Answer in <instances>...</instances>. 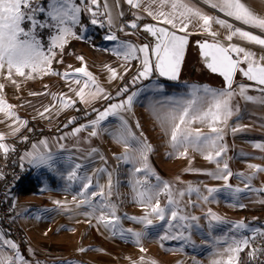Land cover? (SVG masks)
Here are the masks:
<instances>
[{"label": "snow or ice", "instance_id": "6c2138e0", "mask_svg": "<svg viewBox=\"0 0 264 264\" xmlns=\"http://www.w3.org/2000/svg\"><path fill=\"white\" fill-rule=\"evenodd\" d=\"M131 8L136 9L137 13L143 11L146 16L156 21L155 24H145L140 26L137 21L142 19L136 15V20L130 22L127 27L147 32L153 41L151 44L134 45L131 42H119V47L113 54L125 62L126 75L130 70L127 65L132 60L139 61L137 73L129 81V84L135 85L139 82L150 80L155 71L159 77H165L168 80H178L181 66L184 61L185 52L189 44L190 36L194 34H207L212 37L211 40L197 41L196 45L201 50L202 57L208 69L213 73H218L223 77L225 87L215 90L206 86L193 87L187 97L164 98L157 101L161 105V110H157V118L165 126V134L169 136L170 146L173 148L177 158H187L189 149L199 151L203 158L216 165V172L206 173L213 176L214 179L224 181V188L229 190L233 196L245 192L255 191L264 192V188L256 189L252 187L251 181L257 173H264V167L257 164H249L252 175L244 176L240 173L244 188L233 187L228 183L233 176L229 168L228 160L224 158L227 153V145L223 143L225 129L228 127V121L233 116L232 98L236 95L233 89L234 79L237 72L241 73L249 81H253L260 87L258 91L264 93V56L257 58L256 54L241 44L233 43L234 38H238L247 44L258 45L264 49V0H257L256 4L249 0H203V3L210 8L215 9L224 16L239 22L249 28L258 29L260 34L245 30L244 28L234 27L224 19L209 15L203 12L199 7L193 6L189 0H124ZM120 0H115V7L119 8ZM87 12L90 16V23L101 27L112 29L115 27V17L113 9L108 0H48L47 7L40 5L37 0H0V79L19 87L16 77L25 80L41 78L45 75L59 76L69 85V91L74 93L76 99H72L67 93H61L59 96L53 95V100L58 101L61 108L74 107L77 100L84 105H90L99 98L114 99L97 82L92 72L88 70L84 58L77 57L82 66L71 71H54L51 67L53 61L59 53L69 43L70 38L82 39L73 30L79 26L86 30V26L81 25V13ZM123 12L116 15L122 17ZM40 15H46L48 22L45 23L39 19ZM100 17L105 19L101 20ZM27 22L30 30L23 26ZM199 28V32L189 31L193 25ZM214 25H220L228 30L224 41L218 39L219 34L213 31ZM54 30L55 34L50 35V43L45 51L42 41L38 38V30ZM120 31L124 28L120 27ZM131 34V33H129ZM108 41H118L114 32L106 34ZM63 63L62 60L56 61ZM246 65L241 67V65ZM70 69L71 65L68 66ZM110 73L109 80L123 79L116 69L108 67ZM75 84L78 87H72ZM47 87V86H46ZM239 95L248 101H254L255 98L246 95L250 86L239 85ZM5 83H0V114H3L5 120H12L9 125L11 135L19 132L20 127H26L27 121L22 120L14 111L15 106L8 103L4 98ZM156 91H162L160 85L155 86ZM142 90L129 93V86L122 87L117 96H124V99L116 103H109L102 111L93 108L97 113L96 119L73 129V136L80 132L89 130V137H97L102 131L101 123L108 120L109 117H116L120 123L115 130L110 133L116 143L123 147V153L116 159L125 164L131 165L129 173L130 183L135 193V200L142 208L146 209L141 217H126L134 223L140 224L144 229L155 227L154 221L162 222L168 230L175 228L176 232L168 231L161 237L167 239H185L190 240V230L195 226L199 227L200 218L195 215L185 214L181 207L185 191L176 189L161 179L159 175L151 168L149 164V153L152 151L151 145L146 139L132 131V127L124 118L122 113H132L134 104ZM47 94V93H42ZM203 94V95H202ZM38 95V93H32ZM264 104V98L258 101ZM53 104L46 107L40 113L42 118H49L48 114L52 111ZM0 120V123H4ZM73 123V121H69ZM207 127L208 132L203 131V127H194L196 124ZM67 127V125H65ZM140 127L139 122L135 125ZM240 127H232L231 131L235 134L241 131ZM61 137L60 139H64ZM6 135L0 133V151H3L5 157L9 151H15L13 147L5 143ZM24 139H27L26 137ZM43 149L33 145V152L26 153L25 157L28 163L34 168H47L54 170L56 163L54 155L48 149V142L42 141ZM256 148L264 151V144H256ZM63 148V145H61ZM97 150L92 149L95 153ZM101 159H104L101 157ZM72 158L69 157V162ZM106 163V160H105ZM222 165V167H221ZM85 166L81 163H71L67 172L66 180L69 186L79 184V188L73 195V201H78L76 207L85 206L89 211L84 215L89 218L91 223L95 219L98 224H103L105 228L111 229L115 234L118 226L121 225V217L117 215V206L111 203L112 189L114 186L113 172L106 168H97L94 170L81 169ZM106 173V183L100 184L99 177ZM153 179L156 181L153 183ZM118 183V181H117ZM219 188H206L201 192L199 188L188 186L187 194L196 193L197 197L207 203L210 197L220 192ZM161 197L166 198V203L162 206ZM97 198H99L97 200ZM59 209L71 211L68 204L60 200L53 201ZM260 203H264L261 200ZM244 207V205H240ZM206 219L212 222L231 223L232 230H248L249 225L244 221L232 223L224 221L220 216L208 209ZM254 235L246 236L240 239L232 238L231 243L222 253L221 257L214 260L212 264H240V252L245 248L249 249V258L255 259L258 251L252 247V241L256 239L255 234L264 236V230L252 229ZM120 235L123 237L125 232L130 234L140 244L144 232L134 231L132 228L123 229L119 227ZM188 232V235L185 233ZM10 250V251H9ZM81 251H86L81 249ZM139 251L146 253V249L141 245ZM0 264H28L25 257L19 252V246L6 240L0 235ZM136 264V262H134ZM139 264H146L141 257Z\"/></svg>", "mask_w": 264, "mask_h": 264}, {"label": "rangeland", "instance_id": "374dc122", "mask_svg": "<svg viewBox=\"0 0 264 264\" xmlns=\"http://www.w3.org/2000/svg\"><path fill=\"white\" fill-rule=\"evenodd\" d=\"M108 1L111 6L113 5L112 3L115 2V0ZM37 2L47 7L48 0H37ZM76 2L79 3V0H76ZM126 10L127 9H122L124 13L122 17L125 16ZM83 13L89 16L87 12ZM83 13H81L80 21L81 25L86 26V30L79 26L73 29L82 39L70 38L63 52H58L51 67L54 71H71L72 69L82 66L81 61L77 59V57L82 56L88 70L92 72L100 86L103 84H116L115 87H112L110 92H108V94L115 99L118 97L117 93L119 90L125 86L123 84L126 82L125 78H132L139 68V61L132 60L131 64L127 65L130 70L126 75H123L125 72V67L123 66L125 62L122 58L113 54L114 50L119 47V42H131L137 46L150 43L143 33L126 26V19L130 20V16L128 15L123 21L125 25H121L124 30L120 31L116 26L112 29L98 25H94L95 27L87 26L82 20ZM119 18L121 19L120 16ZM39 19L45 23L48 22V17L46 15H40ZM100 19L103 20L105 18L100 17ZM23 26L26 30H30V25L27 22H25ZM110 31L115 33L118 37V41H108L105 39L106 34ZM224 31L225 30L221 26V35L226 34V31ZM37 34L46 51L50 43V35L55 34L54 30L40 29ZM211 39L212 38L209 40ZM194 41L195 40L191 39V44L186 53L180 78L176 81L177 84L189 87L190 92L194 86H206L215 90L223 89V80L211 74L204 67L198 48L193 44ZM246 48L254 52L257 58L264 56V53L256 48ZM59 60H62L63 63L56 62ZM69 65L72 66L71 69L68 67ZM109 66L123 75V79L110 81V73L107 70ZM156 74L157 73L154 71L150 80L142 81L135 89V91H142L134 104L132 113H123V116L132 127V131H134L137 136H141L142 133L141 138L146 139L147 143L151 145L152 151L149 153L148 159L155 173L159 175L162 180L169 182L174 190L179 189L186 192L181 203L182 208L187 205V207L184 208L185 214L198 217L193 193L187 194V189L189 185L192 187L194 186L192 183L194 157L198 154H202L199 151L189 149L187 158H177L173 148L170 146L169 136L165 134V126L162 124L161 120L157 118L156 114L157 110L162 111L161 105L157 103V101L163 100L164 98H186L190 92L174 94L165 92V84ZM16 80L19 87L2 79H0V83H5L4 98L8 103L15 106L14 111L19 117L20 115L27 116L25 121L30 122V120H32L36 125L45 119L53 118L57 128L54 132L57 133V131H62L69 127L65 119H70V117L78 120L79 118L84 119L80 125L70 128L66 134L57 135L55 137L56 141H58L60 145H63L64 148H74L76 150V153L70 150L62 151L58 153V156L64 155L67 157L79 155L80 150L92 151V149H96L99 159L103 161L102 167L97 165H93L92 167L85 166V168L81 169V172L97 168H106L113 172L114 186L112 189L111 203L117 206V215L121 217V225L118 226L115 234L111 229L105 228L103 224H98L95 219H92L90 223L89 218L84 215V213L90 209L85 206L76 207L78 201H73V195L78 190L79 184L69 186L66 180V175L71 167V163L80 162L74 158L69 162L67 158L64 159L62 156L57 157L55 160L57 165L54 167V170L51 171V178L56 180V184H51V190L54 189L63 194V198L60 199V201L67 203L71 211L59 209L55 205L51 208V216L48 217L44 214L46 211L45 209L35 208L31 211L29 217L25 216L19 219V223L23 225L26 233L28 249H26V246L25 249H21L20 245L14 239H11V241L19 246V252L25 257V260L28 261V264H134V262L139 264L141 257L144 258L146 264H212L214 260L226 258L221 257L219 253H222L224 249L228 247L232 238L240 239L243 238V236L246 237L247 230H234L233 232L224 231L216 228V225L213 223L209 230L208 226L210 225L208 219L200 218L199 227H196L195 222H193L194 226L190 230V240H163L161 237L165 235L166 232H176L177 230L175 228L168 230L166 225L159 221H154L155 227L144 229L142 225L127 219L126 217L143 216L146 209L142 208L135 200V193L130 183L131 176L129 169L131 165L116 159L117 156L123 153V147L116 143L110 133L115 130L120 121L116 117H109L108 120L103 121L101 123V128L107 130L102 131L97 137H89V130L82 131L75 136L71 134L74 128L88 125L90 121L96 119V115H94L96 112L93 111V108L102 111L109 103H116L115 101L113 102L114 99L108 100L99 98L87 106H83V104L77 100L74 107L64 109L59 107L58 101L53 100V95L59 96L61 93H67V95L74 100L76 97L74 93L69 91V85L66 84L61 77L45 75L42 78L37 76L35 79L30 80L16 77ZM241 84L250 86L246 93L248 96L254 95L255 91H258L257 89L260 87L254 82L243 81L239 77L235 78L233 89H235L237 94L232 98L235 105H239L240 99L243 98L239 95L238 86ZM126 85L129 86V93H131L130 86L133 85L129 83ZM156 85H160L162 91H156ZM218 85L223 87L218 89ZM72 87L78 86L73 84ZM32 93H38V95H32ZM42 93L47 94L45 95ZM120 98L123 99L124 97L121 96ZM54 103L57 104V107L52 108V111L48 114L49 118H42L40 113L44 111L46 107ZM81 113L84 115H80ZM59 114L62 115L59 116ZM137 122L140 124L139 128L135 127ZM12 123V120H7L8 129H10L9 125ZM65 125H67V127H65ZM27 127H29L28 123L25 130ZM198 127L203 126L199 125ZM203 131L207 133V127H203ZM33 134L35 133H31L30 131H27L25 135L23 133L20 134V132L15 135L8 133L5 134L6 139L4 142L12 147L21 138L26 137L29 139ZM61 137L65 138L60 139ZM101 157L104 159H101ZM209 168L210 167H205V170ZM98 179L100 184H105L106 173H102ZM152 182L155 183L156 181L153 179ZM98 199L99 198H97V200ZM165 203L166 198L161 197L162 206ZM119 227L123 229L132 228L134 231L144 232L145 234L140 244H137L134 237L127 232H125L122 237L119 232ZM188 234V232L185 233V235ZM141 245L147 250L146 253L139 251ZM81 249H85L86 251H81ZM243 254L247 256V258L245 257L247 261H251L249 258V249L245 248L239 254L240 264ZM249 264L251 263L249 262Z\"/></svg>", "mask_w": 264, "mask_h": 264}, {"label": "crops", "instance_id": "0c3cea01", "mask_svg": "<svg viewBox=\"0 0 264 264\" xmlns=\"http://www.w3.org/2000/svg\"><path fill=\"white\" fill-rule=\"evenodd\" d=\"M109 2V1H108ZM189 2L195 6L199 7L203 12L217 16L221 19L226 20L228 23L233 24L234 27L244 28L245 30L252 31L256 34H260L258 29L249 28L248 26L242 25L237 21L232 20L224 16L222 13H219L215 9L210 8L208 5L203 3V0H189ZM250 3L256 4L257 0H249ZM111 6L113 9V15L115 17V25L117 29L121 27V25H125L123 22L125 17L130 16V22L136 20V15H140L143 17L139 20V22L143 23H156V21L152 20L150 17L146 16L143 11L137 13L136 9L131 8L128 4L124 2V0H120V6L118 9L115 7V2L112 3ZM122 9H127L124 17L119 18L116 14L121 12ZM257 12L260 14H264L260 12V8H256ZM129 23L126 24V26ZM220 25H214L213 31L219 34L218 39L224 41V37L228 34V30L223 27L226 34L221 35ZM191 32H199V28L194 24L192 28L189 29ZM192 37H201L205 39H210L212 37L207 34H194ZM227 43L226 41H224ZM233 43L241 44L244 47H253L262 51L264 53V49L260 48L258 45L247 44L243 41H240L238 38H234ZM136 69V68H135ZM117 83V81H116ZM135 84L130 86V90L133 92L135 89L141 84ZM164 83V82H163ZM235 83V79H234ZM165 84V83H164ZM116 85V84H115ZM115 85L103 84L101 87L105 89L108 93L115 87ZM165 92L174 94V93H185V92H173L167 89V86L164 85ZM248 86V85H246ZM221 85H218L217 88L220 89ZM189 88V87H188ZM190 92V89H189ZM186 92V93H189ZM130 94V93H129ZM126 95H128L126 93ZM125 95V96H126ZM255 98L254 101H248L244 98L240 99L239 105H235V102L231 101L233 108V116L228 121V127L225 129L224 141L227 145V153L224 158L228 160L229 168L233 172V176L228 181L233 187L244 188V183L242 182V178L239 176L240 173H243L244 176L252 175V170L248 167L249 164H257L261 167H264V151L256 148V144H264V104L259 103L258 101L264 98V93L260 91H255L254 95H251ZM121 97V96H120ZM120 97H117L113 100V102H117ZM124 97V96H123ZM102 98V97H101ZM124 99V98H123ZM83 106H87L84 105ZM106 107V106H105ZM62 114H59V116ZM94 115H97L95 113ZM123 115V113H122ZM27 116L20 115L22 120H25ZM55 117V116H54ZM57 118V117H55ZM60 119V118H59ZM73 123L76 121L75 118L70 117ZM0 120H4V123H0V133L8 134L11 133V128L8 129L7 120H5L3 115H0ZM46 120V119H45ZM45 120L41 121L38 124H33L32 120L28 122V126L25 130V127H20V134H26L27 131L31 133L44 132L42 136L30 142L29 146L23 151L21 156L18 159V165L24 166L26 165L30 169V177L24 181L19 183L8 195V200L11 206V210L14 216V222L17 227L23 232L26 249H28V244L26 242V233L23 225L19 223V219L21 217H29L31 211L35 208H42L46 211L45 215L48 217L51 216V208L55 206L53 201L60 200L63 198V194L57 192L56 190H51V184H56V180L51 178V171L47 168H34L31 164L28 163L27 158L25 157L26 153L33 152V145H36L37 148L43 149L42 141L48 142V149L51 150L54 158L56 160L57 157H63L64 159L69 157L78 160L81 164L86 167H92L93 165H97L102 167L103 161L99 159V155L97 152L93 153L92 151L80 150L79 155L67 156L64 155L58 156V153L62 151H76L74 148H61V145L56 141L55 137L57 135H64L70 129H63L62 131H57V133L52 132L46 125ZM82 123V122H81ZM80 123V124H81ZM79 124V125H80ZM200 124L194 125V127H198ZM78 126V125H77ZM240 127L242 130L232 133V127ZM75 127V126H74ZM25 131V132H24ZM17 132V133H19ZM30 134V133H28ZM76 153V152H75ZM0 154L5 156L3 151H0ZM57 164L55 163L54 167ZM205 167H210L208 170H205ZM222 167V165H221ZM193 174H192V183L193 188H199L201 192H205L206 188H219L220 192L215 193L213 197H210L209 202L205 203L201 201L197 194L193 192V198L196 208V213L199 218H206L205 214L208 209H211L214 213L220 216L224 221H230L232 223L238 221H244L249 225V229L247 230L246 236L254 235L251 231L252 229H258L259 225L264 223V203H260L261 200H264V192H255V191H245L237 194V196H233L229 193V190L224 188V181L214 179L213 176L207 175L209 172H216V165L211 163L203 158V155H196L193 160ZM252 187L256 189L264 188V173H257L255 178L251 181ZM35 189L34 192L29 193L28 190ZM240 205H244V207H240ZM51 219V218H50ZM31 221V220H30ZM209 221V220H208ZM216 225V228L224 231L233 232L231 223H220L217 224L215 221L212 222ZM205 224V223H204ZM206 225V224H205ZM210 230V226H208ZM0 235H2L6 240L11 241L13 239L8 233L3 229L0 224ZM243 236V235H242ZM245 237V236H243ZM252 247H254V242L252 241ZM242 257L247 256L245 254ZM241 257V258H242Z\"/></svg>", "mask_w": 264, "mask_h": 264}, {"label": "built area", "instance_id": "2783aa9c", "mask_svg": "<svg viewBox=\"0 0 264 264\" xmlns=\"http://www.w3.org/2000/svg\"><path fill=\"white\" fill-rule=\"evenodd\" d=\"M127 23H130L129 19H126ZM131 77L125 78L126 84L129 83ZM123 83L124 85H126ZM84 115V114H80ZM70 119H65L67 125H69ZM45 125L52 131H56V124L53 118L45 120ZM36 134H33L29 139L21 138L12 147L15 151H9L7 156L0 154V224L3 229L20 245L21 249H25V238L23 232L17 227L14 222V216L11 210V206L8 200V195L19 183L24 182L29 174L30 169L24 165H18V159L23 151L29 146L31 139ZM258 229L264 230V223L259 225ZM256 239L254 243L256 249H264V236L255 234ZM251 264H264V251H258L255 259H251Z\"/></svg>", "mask_w": 264, "mask_h": 264}, {"label": "trees", "instance_id": "16d2710c", "mask_svg": "<svg viewBox=\"0 0 264 264\" xmlns=\"http://www.w3.org/2000/svg\"><path fill=\"white\" fill-rule=\"evenodd\" d=\"M82 20H83V22H84L87 26H93V27H95L94 25H92V24L90 23V18H89V16H87V14H85V13L82 14ZM137 23H138L140 26L146 24V23L139 22V21H137ZM139 29H140V28L135 29V30H138V31H139ZM144 36H145V35H144ZM145 37H146V36H145ZM146 39H147V37H146ZM191 39H193V40L196 41V40H198V39H201V37H192ZM147 40H148V39H147ZM156 75H157L158 78H160V77L158 76V74H156ZM160 80H161L162 82L165 83V85L167 86V89H168L169 91H173V92H185V93H186V92H189V88H188V87L180 86V85L177 84V82L175 83V82L166 81V80H164V79H162V78H160ZM76 120H77V121H76L74 124L68 125L69 127H67V129L79 125L84 119H80V118H79V120H78V119H76ZM33 124H35V123H33ZM43 133H44V132H39V131H37V132L35 133L36 135L31 139L30 142H32L33 140H35V139H37L38 137L42 136ZM30 175H31V174H30ZM30 175L28 176V178L30 177ZM28 178H27V179H28ZM27 179H26V180H27ZM26 180H25V181H26ZM34 191H35V189H30V190H28L29 193L34 192ZM8 235H9V234H8ZM9 236H10V235H9ZM254 248H256L255 243H254ZM249 262H250V261H247V259H246L245 257H242V258H241V264H249Z\"/></svg>", "mask_w": 264, "mask_h": 264}, {"label": "water", "instance_id": "95a60500", "mask_svg": "<svg viewBox=\"0 0 264 264\" xmlns=\"http://www.w3.org/2000/svg\"><path fill=\"white\" fill-rule=\"evenodd\" d=\"M146 24H155V23L151 22V23H146ZM144 25H145V24H144ZM142 26H143V25H142ZM139 31H140L141 33H143V34L147 37L149 43L151 44L152 41H153V38H152L147 32H144V31H142V30H140V29H139ZM203 40H209V39H205V38L198 39V40L194 41V43H193L194 46L197 47L196 42H197V41H203ZM190 44H191V37H190V39H189V44H188L187 49H186V52H185V57H186V53H187V50H188ZM197 48H198V47H197ZM198 52H199V55H200V58H201V61H202L203 65H204V67H205V68H206L211 74L220 77V78L223 80V83H224L223 85H224V87H225V82H224L223 77L220 76L218 73H213L210 69H208L207 66H206V64H205V62H204V59H203V57H202L201 50H200L199 48H198ZM185 57H184V60H185ZM183 64H184V61H183ZM183 64H182V66H181L180 74H181V71H182ZM241 67H245V66L241 65ZM236 74H237V76H238L241 80H243V81H249V80H248L246 77H244L241 73L237 72ZM235 77H236V75H235ZM160 78H162V79H164V80H166V81H170V82H176V81L179 80V79H178V80L173 81V80H168V79L165 78V77H160ZM179 78H180V75H179ZM249 82H253V81H249Z\"/></svg>", "mask_w": 264, "mask_h": 264}, {"label": "flooded vegetation", "instance_id": "af4514ba", "mask_svg": "<svg viewBox=\"0 0 264 264\" xmlns=\"http://www.w3.org/2000/svg\"><path fill=\"white\" fill-rule=\"evenodd\" d=\"M243 65V64H242ZM243 66H246V65H243ZM238 76H237V74H236V77L235 78H237Z\"/></svg>", "mask_w": 264, "mask_h": 264}]
</instances>
